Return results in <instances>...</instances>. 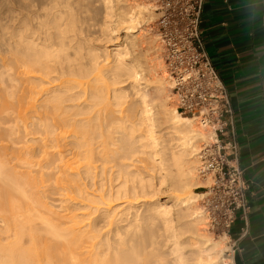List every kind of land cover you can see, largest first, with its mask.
<instances>
[{"label":"bare ground","instance_id":"1","mask_svg":"<svg viewBox=\"0 0 264 264\" xmlns=\"http://www.w3.org/2000/svg\"><path fill=\"white\" fill-rule=\"evenodd\" d=\"M145 25L140 0H0V119L38 136L50 186L47 206L0 126V264H233L196 208L206 135L161 98Z\"/></svg>","mask_w":264,"mask_h":264},{"label":"built area","instance_id":"2","mask_svg":"<svg viewBox=\"0 0 264 264\" xmlns=\"http://www.w3.org/2000/svg\"><path fill=\"white\" fill-rule=\"evenodd\" d=\"M155 15L153 34L161 47L168 95L178 115L205 133L199 142L196 174L205 185L200 212L210 231L229 237L239 219L238 239L248 233V185L239 163L233 109L225 84L205 49L201 16L205 0H142ZM150 23V24H151ZM237 241V240H236ZM232 241V249L237 247Z\"/></svg>","mask_w":264,"mask_h":264},{"label":"crops","instance_id":"3","mask_svg":"<svg viewBox=\"0 0 264 264\" xmlns=\"http://www.w3.org/2000/svg\"><path fill=\"white\" fill-rule=\"evenodd\" d=\"M201 21L205 49L228 91L248 185V233L238 239L237 219L230 255L233 264H264V0H205Z\"/></svg>","mask_w":264,"mask_h":264},{"label":"rangeland","instance_id":"4","mask_svg":"<svg viewBox=\"0 0 264 264\" xmlns=\"http://www.w3.org/2000/svg\"><path fill=\"white\" fill-rule=\"evenodd\" d=\"M141 4L143 5L144 9V19L146 20V25L145 28L147 29V33L150 34L151 36L155 37L153 34V29H154V19L155 15L151 13L148 9V7L145 5L144 1L140 0ZM151 23V24H150ZM163 59V55H162ZM168 86V85H167ZM167 86L164 88L162 93H160L161 98L164 100L166 106L168 109L174 111V106L173 103L169 100V95H168V88ZM154 94V93H153ZM175 112V111H174ZM16 122L14 121L13 118H3L0 119V126L3 129L12 127L14 129V132L11 134L9 139H7V135H4V139L1 141V143L5 146V152L7 154V160H9V164L11 166H14L16 171L23 177H27L28 179L32 180L33 178L39 182V180H43V183L40 184V191H42V200L47 206H49L50 200H49V184L47 181L44 182L46 176L45 174L48 172V169L45 165V162L41 160L37 156V150H36V139L38 138L37 135L35 134H26L23 132H19L16 128ZM205 139V138H204ZM201 141V140H200ZM198 141L195 145L196 148L199 145ZM45 158V157H44ZM194 160V159H193ZM42 165V166H41ZM196 165V163H195ZM196 173V171H195ZM197 175V174H196ZM40 183V182H39ZM198 186H203L205 185V182L202 181L201 179L198 178ZM194 192L199 193L201 192V189L196 188L193 189ZM197 203H196V208L200 211L201 206L199 199L197 198ZM41 211L42 217L44 219H47V215L42 211V208H39ZM39 221H34V225L38 226L37 231H41L43 226L38 225ZM207 230L205 232L206 235H208L210 238H212L213 241H220L221 242V248L223 250V255L225 256H231L230 252V246H229V238L225 235H217L213 233L212 231L209 230L208 225H206ZM44 229L46 227L44 226ZM13 232L11 230H8V233H6L4 236H11ZM23 238L29 240L28 235H24Z\"/></svg>","mask_w":264,"mask_h":264}]
</instances>
